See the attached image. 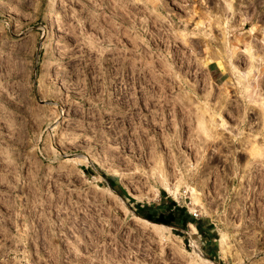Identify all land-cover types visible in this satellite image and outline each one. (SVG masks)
<instances>
[{
	"label": "rangeland",
	"instance_id": "obj_1",
	"mask_svg": "<svg viewBox=\"0 0 264 264\" xmlns=\"http://www.w3.org/2000/svg\"><path fill=\"white\" fill-rule=\"evenodd\" d=\"M263 96L264 0H0V264H95L74 213L111 245L128 234L138 264H264V155L247 141L264 143ZM155 157L173 185L186 174L178 197ZM162 195L182 208L173 219L138 211ZM191 221L210 259L189 253Z\"/></svg>",
	"mask_w": 264,
	"mask_h": 264
},
{
	"label": "built area",
	"instance_id": "obj_2",
	"mask_svg": "<svg viewBox=\"0 0 264 264\" xmlns=\"http://www.w3.org/2000/svg\"><path fill=\"white\" fill-rule=\"evenodd\" d=\"M187 211L189 215L191 214L190 216L193 219H198V217L202 215V212L198 208L192 210L187 208ZM82 216H84L85 218H83ZM68 219L71 232L74 233L78 241L81 240V243L79 244L75 242L73 243H75L77 245L76 247L78 249H81L82 251L85 249L86 251H88L87 248L94 247V251L96 253L95 257L97 260L95 261V264H138L135 260L137 258V255L135 254L136 247L135 245H133V240L128 234L123 235V237L117 239L115 244L113 242V244L111 245L110 243H108V239L104 240L102 235L100 236V231H102L103 227L101 225L99 226L98 221L89 219L86 215L83 214L77 216V213L69 216ZM190 223L194 224V226L196 227V232L192 235V238L195 240V244H193L192 238L190 236V240L188 242V245L190 246L189 253L194 255V251H198L202 256L208 257L209 250L205 249V246H208L207 239H204L202 233L199 232V230H203L202 226L197 225L194 221H191ZM168 226L170 227V230L172 228L177 229V226L175 225ZM210 230L212 229L210 228ZM91 231H93V233L96 232L97 235H99L95 236L94 234H91ZM187 233L189 234L188 230ZM211 261L214 264H218L215 263V261L212 259Z\"/></svg>",
	"mask_w": 264,
	"mask_h": 264
},
{
	"label": "bare ground",
	"instance_id": "obj_3",
	"mask_svg": "<svg viewBox=\"0 0 264 264\" xmlns=\"http://www.w3.org/2000/svg\"><path fill=\"white\" fill-rule=\"evenodd\" d=\"M230 9H232V2H228V5H227ZM228 8V9H229ZM55 22V21H54ZM55 25V24H54ZM52 27H53V21H52V25H51ZM50 26V27H51ZM54 29V28H53ZM51 30V29H50ZM48 31H49V29H48ZM51 32V31H50ZM49 32V33H50ZM53 32V31H52ZM50 34H53V33H50ZM49 34V35H50ZM48 35V34H47ZM48 35V36H49ZM54 35V34H53ZM53 35H50V36H52V37H54ZM182 37H186V35L185 34H183L182 35ZM51 38V37H50ZM52 39V38H51ZM48 41V40H47ZM54 47V46H53ZM55 48V47H54ZM51 49H52V47H51ZM247 52H248V54H249V57L251 58V60L253 61V62H250V63H252L251 64V66H248L249 67V72H248V76L249 75H252L251 74V71H254V68H257L259 65L258 64H260V63H258L259 62V59L257 58V56H256V51L255 50H253V48H250V47H248L247 49ZM53 51H55V49L53 50ZM57 51V50H56ZM51 52H52V50H51ZM53 53V52H52ZM52 53H50V54H52ZM54 55V54H53ZM217 56H218V54H217ZM219 58V57H218ZM217 58V59H218ZM249 58V59H250ZM256 58H257V61H256V63H255V60H256ZM56 59V58H55ZM215 59V58H214ZM220 60V59H219ZM250 60V61H251ZM216 61V60H215ZM219 63V62H218ZM258 65V66H257ZM228 66V65H227ZM219 68H222L223 70H221L222 72L223 71H225V69L228 71V67H226V64H220L219 66H218ZM236 67V66H235ZM238 71V70H237ZM239 72V71H238ZM230 73V72H229ZM254 73V72H253ZM229 78V77H228ZM227 78V79H228ZM230 87V86H229ZM250 95V94H249ZM260 96V95H259ZM252 99H253V97H252ZM254 100H256L255 102L257 103V101L260 103V100H261V103L259 104L262 108L264 107V96L263 97H261V99L259 100V99H257V97L256 98H254ZM253 100V101H254ZM205 104V103H204ZM202 107V108H201ZM200 109H203L202 111L199 109V111H200V113L198 112L197 113V111H196V115H197V118H199V120L197 121L198 122V127H199V129L205 134V136L207 137V138H212V136H214V134H213V132L215 131L216 132V130L213 128V126H211L210 125V123H211V121H215V118L214 117H212L214 114H212V116H211V114H209V111L207 112L208 114H209V117L210 118H214V119H212L211 121H210V119H208V118H206L205 116H208V114L207 113H205V111L207 110V104L206 105H201L200 107H199ZM264 109V108H263ZM207 114V115H206ZM259 114V113H258ZM259 118H260V122H262V124H264V110H262L261 112H260V114H259ZM210 121V122H209ZM56 125V124H55ZM223 125V124H222ZM58 126V125H57ZM223 126H225V124L223 125ZM199 130V131H200ZM56 131V130H55ZM256 136L254 135V140L253 139H248L247 138V141H248V144L251 146V153L252 154H256V155H264V143H261V144H258V143H256L255 141H257V139L255 138ZM245 141H246V139H245ZM246 141V142H247ZM245 142V143H246ZM247 144V143H246ZM161 157V156H160ZM156 158V157H155ZM156 162H157V165H156V167H155V170H154V174H156V176L158 177V180H159V182H160V184H162L168 191H169V193H171V194H173V196L174 197H178L179 196V193H180V185L183 183V184H186V182H182V181H185V180H183V179H186L185 177L186 176H183V175H186L185 173H184V171H182V175L180 176V177H178V175L176 174V173H174L173 172V174H175L177 177H176V179H177V181H176V183L173 185V183H172V180L170 179L171 177H170V174L171 173H169L168 172V165L166 166V164H163L162 163V159L161 158H156ZM178 160H174L173 162H174V165L175 166H178L179 165V163L177 162ZM179 167V166H178ZM182 169V168H181ZM172 172V171H171ZM205 183V182H204ZM182 184V185H183ZM186 187H187V185H186ZM188 188V187H187ZM187 190V189H186ZM158 193L159 192H156V194H155V196H148V197H144V196H140V195H137V194H133L136 198H138L139 200H142V199H145V200H151V199H153V198H156L157 196H158ZM195 200V199H194ZM196 201V200H195ZM198 201V200H197ZM146 221V223L149 225V226H151V227H154V228H156L157 230H161V231H166L167 229H168V227L167 226H165V225H162V224H159V223H154V222H150V221H148V220H145ZM196 232V227L194 226V225H191V234L193 235V233H195ZM225 235V234H224ZM223 235V236H224ZM225 237V236H224ZM226 240V238H224V240H223V237H222V241L224 242ZM226 242H227V240H226ZM226 242H224V243H226ZM224 243L222 244V242H221V249H223V251L224 252H228V253H230L231 251H230V247L228 248V249H225V247L224 246H226V245H224ZM230 251V252H229ZM196 257H198L200 260L199 261H202V263H205V264H213L211 261H208V260H205L204 258H202L199 254H197L196 253ZM198 261V262H199ZM199 264V263H198Z\"/></svg>",
	"mask_w": 264,
	"mask_h": 264
},
{
	"label": "trees",
	"instance_id": "obj_4",
	"mask_svg": "<svg viewBox=\"0 0 264 264\" xmlns=\"http://www.w3.org/2000/svg\"><path fill=\"white\" fill-rule=\"evenodd\" d=\"M111 186L117 192L126 194V192H125L123 187L116 186L115 184H111ZM170 201H172V199H170ZM137 208H138V211L140 213H142V215H144V216H146L148 218H151L153 220H156V221H161V220L162 221H168L169 219H173L175 217V214H174L175 210L177 209V208H175V210L173 209V211H172L168 207L167 208H162V207L154 208L151 205H147L146 206V204L140 205L139 203H138ZM157 212H159V214L156 216L155 214Z\"/></svg>",
	"mask_w": 264,
	"mask_h": 264
},
{
	"label": "crops",
	"instance_id": "obj_5",
	"mask_svg": "<svg viewBox=\"0 0 264 264\" xmlns=\"http://www.w3.org/2000/svg\"><path fill=\"white\" fill-rule=\"evenodd\" d=\"M140 205H143L142 203H139ZM147 205H151L154 208H158V207H162V208H169L170 210L173 211V209L175 210V208H177L175 210V213H179V211L182 209L181 207L175 205V203H173L172 201L168 200L164 195L160 196L159 198V202L158 203H153V204H146ZM182 220V218L180 219ZM191 225H194L192 223H190Z\"/></svg>",
	"mask_w": 264,
	"mask_h": 264
},
{
	"label": "flooded vegetation",
	"instance_id": "obj_6",
	"mask_svg": "<svg viewBox=\"0 0 264 264\" xmlns=\"http://www.w3.org/2000/svg\"><path fill=\"white\" fill-rule=\"evenodd\" d=\"M229 111H228V114H229V117L232 119V120H234V119H237V120H239L240 118H242L243 117V115H244V110L242 109V108H240V107H231V108H229L228 109ZM256 116V118L258 119V122H259V125H262V123L259 121V117L257 116V115H255ZM109 182H110V184H113L112 182H111V180H109Z\"/></svg>",
	"mask_w": 264,
	"mask_h": 264
}]
</instances>
